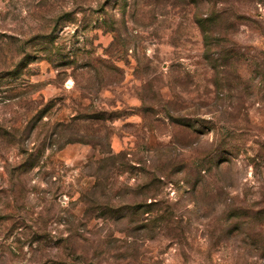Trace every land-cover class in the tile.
I'll use <instances>...</instances> for the list:
<instances>
[{
	"label": "rangeland",
	"instance_id": "374dc122",
	"mask_svg": "<svg viewBox=\"0 0 264 264\" xmlns=\"http://www.w3.org/2000/svg\"><path fill=\"white\" fill-rule=\"evenodd\" d=\"M0 264H264V0H0Z\"/></svg>",
	"mask_w": 264,
	"mask_h": 264
}]
</instances>
